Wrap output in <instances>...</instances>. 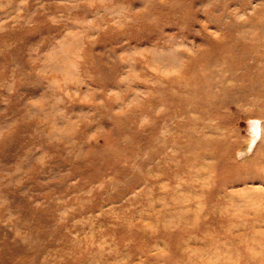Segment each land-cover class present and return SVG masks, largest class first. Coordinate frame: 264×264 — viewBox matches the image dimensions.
<instances>
[{"label":"rangeland","instance_id":"rangeland-1","mask_svg":"<svg viewBox=\"0 0 264 264\" xmlns=\"http://www.w3.org/2000/svg\"><path fill=\"white\" fill-rule=\"evenodd\" d=\"M0 264H264V0H0Z\"/></svg>","mask_w":264,"mask_h":264},{"label":"bare ground","instance_id":"bare-ground-1","mask_svg":"<svg viewBox=\"0 0 264 264\" xmlns=\"http://www.w3.org/2000/svg\"><path fill=\"white\" fill-rule=\"evenodd\" d=\"M245 149V148H244Z\"/></svg>","mask_w":264,"mask_h":264}]
</instances>
